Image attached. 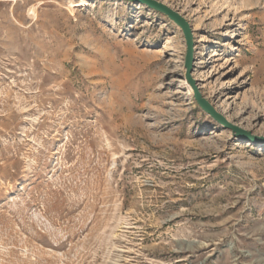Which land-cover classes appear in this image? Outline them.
I'll use <instances>...</instances> for the list:
<instances>
[{
  "label": "rangeland",
  "instance_id": "374dc122",
  "mask_svg": "<svg viewBox=\"0 0 264 264\" xmlns=\"http://www.w3.org/2000/svg\"><path fill=\"white\" fill-rule=\"evenodd\" d=\"M156 1L247 134L165 14L0 0V264H264V0Z\"/></svg>",
  "mask_w": 264,
  "mask_h": 264
},
{
  "label": "water",
  "instance_id": "95a60500",
  "mask_svg": "<svg viewBox=\"0 0 264 264\" xmlns=\"http://www.w3.org/2000/svg\"><path fill=\"white\" fill-rule=\"evenodd\" d=\"M129 1H136L143 3L149 6L150 8H153L165 14L169 19H171L176 25L180 27L184 36L185 46H186L185 60H184V65L186 68V79L192 87L194 98L197 101L198 105L206 113H208L214 120H216L218 123L223 125L225 128L232 130L238 135H246L247 134L246 132L240 130L237 126L226 121V119L220 113L214 110V108L209 104V102L201 96V94L198 91V88L194 85L193 80L190 78L189 72L193 61V57H192L193 41H192V32L188 22L177 12L173 11L165 4L158 2L156 0H129Z\"/></svg>",
  "mask_w": 264,
  "mask_h": 264
},
{
  "label": "bare ground",
  "instance_id": "6f19581e",
  "mask_svg": "<svg viewBox=\"0 0 264 264\" xmlns=\"http://www.w3.org/2000/svg\"><path fill=\"white\" fill-rule=\"evenodd\" d=\"M80 1H81L80 3L83 4V3H85L87 0H80ZM253 1H254V0H253ZM258 2H259V1H258ZM258 2H257V3H258ZM255 3H256V2H255Z\"/></svg>",
  "mask_w": 264,
  "mask_h": 264
}]
</instances>
